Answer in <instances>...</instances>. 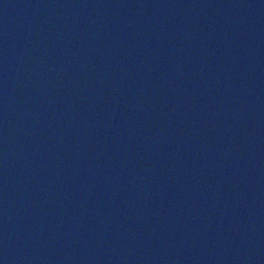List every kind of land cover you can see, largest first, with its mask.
I'll use <instances>...</instances> for the list:
<instances>
[{
    "label": "water",
    "instance_id": "95a60500",
    "mask_svg": "<svg viewBox=\"0 0 264 264\" xmlns=\"http://www.w3.org/2000/svg\"><path fill=\"white\" fill-rule=\"evenodd\" d=\"M0 264H264V0H0Z\"/></svg>",
    "mask_w": 264,
    "mask_h": 264
}]
</instances>
